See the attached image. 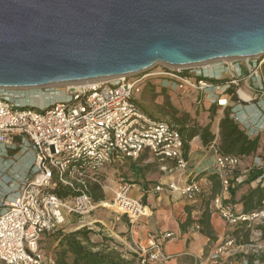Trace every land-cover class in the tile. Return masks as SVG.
<instances>
[{
  "label": "built area",
  "instance_id": "2783aa9c",
  "mask_svg": "<svg viewBox=\"0 0 264 264\" xmlns=\"http://www.w3.org/2000/svg\"><path fill=\"white\" fill-rule=\"evenodd\" d=\"M263 63L254 58L217 60L206 66L180 68L162 65L163 70L158 73H154V69L143 75L98 83L60 85L55 93L62 99L44 108H35L0 94L3 153L17 151L24 141L35 153L29 173L17 187L16 198L0 215V263L44 264L45 254L40 249L43 235L64 229L70 215L82 218L104 206L105 202L95 203L86 192L67 199L59 198L50 190L58 184L84 187L88 182H97V177L115 161H137L144 153L163 163L174 162L176 169L187 167L184 142L178 131L168 123L152 120L138 108V98L148 83L165 79L169 81L167 85L172 83L178 90L199 97L208 91L218 95L239 87L245 79L259 76ZM261 90L264 93V89ZM244 93L248 99L242 98L240 92L236 93L239 104L253 101L247 92ZM227 102L220 99L217 104L222 106ZM232 118L235 122L245 123L239 112H232ZM240 165L241 160L236 157L217 155L215 168L230 175ZM160 170L171 172L166 164ZM222 184L228 190L227 178H222ZM132 188V184L121 178L113 204L128 205L131 210H123L121 214L134 225L144 216L141 214L144 207L139 200L130 198ZM170 189L189 201L204 194L196 180L188 181L183 187L172 184ZM155 190L160 191L161 187ZM218 204L220 218L230 227L246 225L253 228L264 222V201L259 210L251 213H236L232 204L220 201ZM173 238L174 234L168 233L153 242L141 255L144 258L141 264H166L170 258L163 253V245ZM238 248L235 240L228 237L214 251L212 259L233 255ZM241 264L249 263L245 259Z\"/></svg>",
  "mask_w": 264,
  "mask_h": 264
},
{
  "label": "water",
  "instance_id": "95a60500",
  "mask_svg": "<svg viewBox=\"0 0 264 264\" xmlns=\"http://www.w3.org/2000/svg\"><path fill=\"white\" fill-rule=\"evenodd\" d=\"M264 56V0H0V90Z\"/></svg>",
  "mask_w": 264,
  "mask_h": 264
},
{
  "label": "crops",
  "instance_id": "0c3cea01",
  "mask_svg": "<svg viewBox=\"0 0 264 264\" xmlns=\"http://www.w3.org/2000/svg\"><path fill=\"white\" fill-rule=\"evenodd\" d=\"M240 64L244 66V63L241 62ZM163 87L171 90L168 92L169 94L172 91L173 93H179L178 103H175L171 96L169 99L178 108L189 111L188 106L194 107L191 102H195L192 100L189 105V102L185 101L188 98L184 96L186 93L184 95L181 94L183 92H179L175 85H163ZM261 88L264 89L262 70L256 78L241 81L233 94L236 95V93L242 90L243 92H247L253 98V101L239 104V102L231 99V95H226V93L217 95L214 91H208L204 94V98H202V95L200 97L195 96V100H197V97L200 98L199 102L201 105H199L202 107L204 113L197 111L190 112L192 117L196 118L202 126H206L210 122L211 108L215 107L218 109L217 118L213 126L217 134L215 145L219 143V121L224 117L225 110L228 109H232L234 113H240V117H242L243 121L245 120V123H236L245 130L250 138L254 139L258 137L260 139L262 149L259 147L260 150L258 149L255 156L250 157V161H241V165L235 173V175H238V178L235 179V182L231 186L235 188V195L229 204L233 205L236 213H242L243 211L242 205L239 204L242 197L247 195L261 182V179H259L253 183H248L246 180L249 171L251 168L264 169V145L261 139V135L264 133V93ZM140 98L141 96L138 100ZM220 99L227 100V105H218L217 101ZM16 140L22 141L21 138H17ZM24 142L21 145L22 147L17 151H9L8 154L3 153L4 149L0 145V215L6 210V206L16 198L18 194L17 187L21 183L22 178L27 176L29 168L35 160L33 149L26 141ZM215 145L206 148L199 137L194 138L190 143L191 150L185 169H176L174 162L166 161L163 163L152 155L144 153L137 161L117 160L102 172L105 183L110 182L111 185L114 184L112 185L113 188H116V183L114 182L116 178L118 179L120 176L126 177L133 185L130 194L135 191V196H131L130 198L142 202L144 209H147L149 212L138 223V226L134 228V236L130 234L131 227L128 220L121 218V221L116 223V220H120V217L116 218L115 225L118 224L120 229L117 232L113 231L111 237L123 247L124 252L137 253L134 249V247L138 249L137 240L140 242H138L140 245L145 244L148 247L149 243L158 242L165 234L172 233L174 234V238L166 241L163 245V253L170 258L166 264L183 263L185 259L183 256H194L201 259L204 248L213 242H210L208 238L198 232V225L196 223L186 228L184 232L181 231L180 225L188 217H191L194 221L198 220L207 204L212 212L211 223L219 236L217 243L222 240L227 227L217 212L218 201L223 203V200L230 199L228 190L222 184V178H227L229 175L226 172H218L215 168L218 155ZM164 164L171 168V172L165 173L160 170ZM201 173H205V175L198 178ZM208 175H217L218 177L211 180L208 178ZM192 180L198 181L204 191L203 196L196 200L189 201L180 193L173 192L170 189V185L172 184L183 187L188 181ZM108 187L110 188L109 185ZM156 187H161V190L156 191ZM104 192L106 193L105 190ZM77 229L80 228H74L71 231Z\"/></svg>",
  "mask_w": 264,
  "mask_h": 264
},
{
  "label": "trees",
  "instance_id": "16d2710c",
  "mask_svg": "<svg viewBox=\"0 0 264 264\" xmlns=\"http://www.w3.org/2000/svg\"><path fill=\"white\" fill-rule=\"evenodd\" d=\"M165 93L166 90L162 88L161 94ZM233 94V90L226 92V95ZM157 97L156 88L152 83H148L142 91L141 98H150L154 101ZM231 99L238 102L235 95ZM138 108L152 120L168 123L178 131L184 142L186 160L189 158L190 143L194 138L199 137L206 148L215 145L217 134L213 126L218 112V109L215 107L211 108L210 122L206 126H202L196 118H193L190 111L178 108L169 99L165 103L157 105L156 113L150 111V109L140 102H138ZM231 115L232 109L225 110L224 117L219 121V143L215 145L216 151L218 155L236 157L244 161L245 157H253L257 154L260 147V139L258 137L254 139L250 138L245 130L234 121ZM235 173L227 177L230 184L228 188L230 199L223 200L225 204L231 203L235 195V188L231 187L235 179L238 178V175H235ZM204 175L205 173H201L198 178ZM216 177L218 176L208 175V178L211 180H214ZM101 178V175H99L97 182H88L84 187L76 186L75 188H71L58 184L54 189L50 190L63 199L75 197L80 195L81 192H86L95 203H99L105 201V194L100 183ZM259 179H261V182L239 201V204L243 208L242 213H251L261 208L264 201V169L251 168L246 181L253 183ZM208 207L207 204L198 220L194 221L191 217H188L180 225V228L184 232L186 228L196 223L198 225V232L201 235L208 238L210 242H217L219 236L211 223L212 212ZM124 217L126 218V215ZM252 230L259 232L261 238L264 240V222L253 226V228H248L246 225L235 226L232 231H226L225 236L234 239L239 246L248 245L251 244ZM98 235L100 236V240H94L93 237ZM40 249L53 264H141L144 259L140 253L124 252L123 247L114 239L101 233H95L88 228H80L74 231L60 229L53 233L45 234L40 240ZM185 259L189 260L192 264L195 261L192 257H185ZM247 261L249 264H262V262L256 260L254 257H248Z\"/></svg>",
  "mask_w": 264,
  "mask_h": 264
},
{
  "label": "rangeland",
  "instance_id": "374dc122",
  "mask_svg": "<svg viewBox=\"0 0 264 264\" xmlns=\"http://www.w3.org/2000/svg\"><path fill=\"white\" fill-rule=\"evenodd\" d=\"M242 62V61H240ZM259 62H264V56L263 57H259L258 58V63ZM264 64V63H263ZM163 69L162 67H158L156 68L153 72L154 73H158L161 72ZM262 70V75H264V67L262 65L261 67ZM169 81L165 80V79H157L154 80L152 82L153 86L155 88H157L156 92L158 97L156 98V100H151L150 98H140L138 101L143 104L144 106H146L148 109H150V111H153L154 113L157 112V105L158 104H163L165 103V101L167 99H170V96L172 97L173 101L175 103H178L179 98L178 95L179 93H173V91L169 94L168 92H170L171 90L164 88L163 85H167ZM172 84V83H171ZM167 87V86H165ZM57 86H52V87H45V88H38V89H8V90H0V94H2L4 97L7 98H12L15 99L17 101H19L20 103H25L26 105H30L33 106L35 108H44L47 106H50L52 103L62 99V97H58V95L55 93ZM162 88L166 89V93L164 95H161L162 92ZM234 93H235V87H233L232 89ZM179 92H183L181 94H185L184 96L188 97L185 99V101L190 102L193 100V102L191 104L194 107H190L188 106V108L190 109V112H201L204 113L202 107H200V105H198L196 103V95L195 93H190L187 91H180ZM229 91V90H228ZM237 97V95H235ZM202 98H204V95L202 96ZM200 99V98H199ZM238 99V98H237ZM197 106V107H195ZM261 139L264 145V133L261 135ZM260 148L262 149V146H260ZM259 148V150H260ZM250 157H245V161H250ZM101 175V185L103 187V191L105 190L106 193L105 194V201L103 202H108L110 204L114 203V199L116 196V190L118 188V183L119 180L121 178H124V180L128 183H130L126 177H118V179L116 178V181H114L115 187L113 188L112 185L114 184H110L109 183H105V178L104 175ZM131 184V183H130ZM110 186V188L107 186ZM105 188V189H104ZM112 189V190H111ZM134 197L135 196V191H133V193L130 194V197ZM141 205L144 207L143 203L140 202ZM122 211H120L119 209H112L108 206H101L100 208L96 209L92 214L85 216V217H77L74 215H70L67 217V222L64 225V229L66 231H71L74 228H88L89 230L94 231L95 233H101L107 237H110L112 239H114L113 237H111V234L113 231L117 232L120 229V226L117 224L115 225V220L117 217H120V220H116V223H119L121 221V218H125V215L121 214ZM145 216V215H144ZM143 216V217H144ZM141 217L134 225H131L130 223V234L132 236H134V228L136 226H138V223L142 220ZM126 219L129 222L128 217L126 216ZM227 227V231H232L233 227H230L228 225H226ZM131 236V237H132ZM228 238V236H224L222 237V240H220L218 243L217 242H213V243H209V245L207 247L204 248V253L203 256L200 258H195L194 256L192 257L194 260L197 259V261H193V264H241L240 262L242 260L247 259L248 257L251 258H255L256 260H259L260 262H262V264H264V240L261 238V235L259 232H257L256 230H252V234H251V244L248 245H240V248H238L235 252V254L233 255H224L222 256L220 259L217 260H213L212 259V255L214 253V251L224 243V241H226V239ZM231 238V237H230ZM94 240H100L99 236H95L93 237ZM172 240V239H171ZM139 241L137 240V248L134 247V249L136 250L137 253H140V255H142L144 253L145 250H147L153 243H149V246L146 247L145 244L140 245L138 243ZM135 246V245H134ZM239 246V245H238ZM45 254V253H44ZM183 257H189V256H183ZM181 257V258H183ZM180 258V259H181ZM180 263V262H179ZM44 264H53V262L51 263V260L45 255V261ZM180 264H192L189 260L184 259L183 263Z\"/></svg>",
  "mask_w": 264,
  "mask_h": 264
},
{
  "label": "bare ground",
  "instance_id": "6f19581e",
  "mask_svg": "<svg viewBox=\"0 0 264 264\" xmlns=\"http://www.w3.org/2000/svg\"><path fill=\"white\" fill-rule=\"evenodd\" d=\"M209 63H204V64H199V65H193V66H200V65H203V66H206V65H208ZM171 67H173V66H171ZM175 67V66H174ZM175 68H180V67H175ZM104 80H106V79H103V80H96V81H87V82H81V83H98V82H101V81H104ZM80 83V82H79ZM79 83H75V84H67V85H77V84H79ZM240 95H241V97L242 98H244V99H248V96L241 90L240 91ZM104 206H108V207H110V208H112V209H119L120 211H126V210H131V208L128 206V205H123V204H118V203H116V204H110V203H108V202H105L104 203ZM133 209H134V211L133 212H135V207H133ZM148 210L147 209H144V210H142V212H141V214H143V215H148Z\"/></svg>",
  "mask_w": 264,
  "mask_h": 264
}]
</instances>
